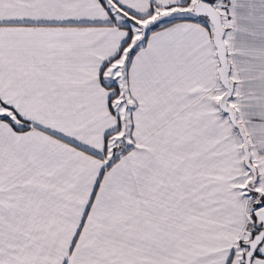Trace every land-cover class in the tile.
<instances>
[{"label": "snow or ice", "instance_id": "snow-or-ice-1", "mask_svg": "<svg viewBox=\"0 0 264 264\" xmlns=\"http://www.w3.org/2000/svg\"><path fill=\"white\" fill-rule=\"evenodd\" d=\"M0 264H264V0H0Z\"/></svg>", "mask_w": 264, "mask_h": 264}]
</instances>
